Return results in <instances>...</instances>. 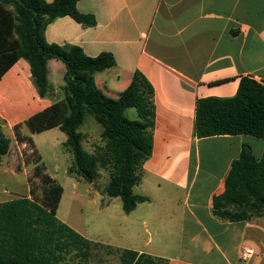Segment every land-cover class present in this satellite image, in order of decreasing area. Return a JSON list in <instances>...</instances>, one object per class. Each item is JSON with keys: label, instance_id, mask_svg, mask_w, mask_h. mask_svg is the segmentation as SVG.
<instances>
[{"label": "crops", "instance_id": "obj_1", "mask_svg": "<svg viewBox=\"0 0 264 264\" xmlns=\"http://www.w3.org/2000/svg\"><path fill=\"white\" fill-rule=\"evenodd\" d=\"M77 7L94 15L97 26L87 28L70 17L60 18L47 28V42L79 46L90 57L112 54L116 66L95 77L103 93L118 99L140 71L154 87L156 104L153 156L134 188V193L141 189L137 195L149 202L139 204L129 215L122 204L118 223L121 198L101 192L106 198L103 212L123 244L109 236L87 239L163 258L169 264H264L260 240L264 215L231 222L213 212V199L225 191L243 145L261 159L264 140L252 136L247 140L246 135L197 139L194 135L198 99L234 97L245 77L264 84V0H77ZM48 69L50 82L60 88L64 81L60 61L51 60ZM31 78L29 63L20 60L0 79V126L13 139L9 154L0 161V176L15 177L22 172L15 167L24 166L28 183L37 167L47 173L34 144L37 134L23 123L52 105L39 97ZM66 141L67 136L62 144L73 163ZM29 154L35 157L31 162ZM70 176L76 180L75 187L84 180ZM3 197L0 194V203L6 202ZM21 197L34 199L31 188ZM68 221L64 223L75 230ZM142 226L147 227L148 240L141 236ZM244 247L256 252L248 262L240 259Z\"/></svg>", "mask_w": 264, "mask_h": 264}, {"label": "trees", "instance_id": "obj_2", "mask_svg": "<svg viewBox=\"0 0 264 264\" xmlns=\"http://www.w3.org/2000/svg\"><path fill=\"white\" fill-rule=\"evenodd\" d=\"M70 17L87 28L97 26L92 14L81 13L77 0H0V79L25 60L31 68V81L42 99L52 105L29 118L23 126L32 134L59 128L66 136L65 148L72 154L68 170L90 184L100 178L99 169L110 172L104 193L121 198L129 215L149 198L134 193L144 175V166L153 156L156 127L155 90L140 72L118 99L106 96L96 75L116 66L115 57L103 53L90 57L79 46L49 44L45 33L57 19ZM51 60L64 64V85L57 89L49 80ZM135 109L137 120L126 112ZM92 115L102 126L101 145L94 153L84 147L80 128ZM194 135L197 139L217 136H252L264 140V84L249 77L241 80L234 97L197 100ZM13 139L0 126V161L11 150ZM41 182H57L37 167ZM19 197L0 203V264H89L94 248L102 245L82 236L57 217L64 188L58 184L56 200L36 202ZM216 216L231 222L251 221L264 215V152L256 158L253 149L243 145L239 159L226 179L225 191L213 199ZM121 264H169L168 260L146 253L108 247Z\"/></svg>", "mask_w": 264, "mask_h": 264}, {"label": "rangeland", "instance_id": "obj_3", "mask_svg": "<svg viewBox=\"0 0 264 264\" xmlns=\"http://www.w3.org/2000/svg\"><path fill=\"white\" fill-rule=\"evenodd\" d=\"M60 65L63 69L60 76L63 78L65 74V66L62 62H60ZM62 84L64 85L63 80L61 81V85ZM126 115L131 120L138 119V114L135 109L128 110ZM102 130V126L96 121L94 116L88 115L86 117L85 123L80 128V131L84 134L85 139L83 144L87 152L92 154L96 151L97 147L101 145ZM33 138L36 148L44 158L43 164L45 165V172L50 174V176L57 181L56 183L41 182V180L34 175L31 177L29 176L34 185L36 202L41 204L42 201L47 200L54 203L56 200L55 190L57 185L60 184L64 188L57 212V217L61 219V221L70 222L68 220H71V223L75 225V230L85 238L95 239L99 236L103 238L109 236V240H113L112 242L119 244L122 243L117 235L118 232L113 227V221L108 218L107 214L104 213L102 209L106 198L102 196L101 192L105 191L107 183L110 180V172L108 170L99 169L100 178L95 183L97 189L94 185L85 180L75 187L76 180L67 174L68 168L72 162L71 160H68L62 144L63 140L66 139V135L60 130L52 129L34 135ZM245 139L248 140L251 138L247 137ZM27 149L30 150V147H27ZM255 150L258 152L257 144L255 145ZM24 156L27 160V151L24 152ZM34 158L35 157L32 154H29V162L34 160ZM15 168L16 171L22 172H18L15 177L9 175L2 178L0 176V194H4L5 196L2 200L11 201L19 198L30 189L26 171H24L25 167L17 166ZM29 168L32 169L33 166H30ZM34 171L35 169H33V172ZM6 189L7 191L5 194L3 191ZM141 191V189H135L136 194L141 193ZM122 204V200H118V205H120L121 209V214L117 219L118 223H121L122 221ZM148 228L151 229L150 227ZM146 229V226H142L141 228V236L144 240L150 238ZM260 240L263 241V243H261V253L264 254V233L261 234ZM93 255L94 256L90 259L89 264H121L119 255L117 253H110L109 248L105 245H100L94 248ZM66 263L77 264L78 260L68 258Z\"/></svg>", "mask_w": 264, "mask_h": 264}, {"label": "built area", "instance_id": "obj_4", "mask_svg": "<svg viewBox=\"0 0 264 264\" xmlns=\"http://www.w3.org/2000/svg\"><path fill=\"white\" fill-rule=\"evenodd\" d=\"M255 256V251L252 248L244 247L240 254V259L242 262H248Z\"/></svg>", "mask_w": 264, "mask_h": 264}]
</instances>
